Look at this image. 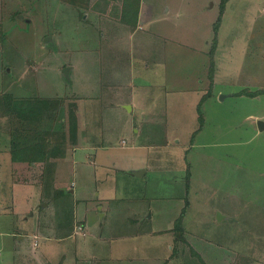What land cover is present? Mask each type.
I'll return each mask as SVG.
<instances>
[{
	"label": "rangeland",
	"instance_id": "374dc122",
	"mask_svg": "<svg viewBox=\"0 0 264 264\" xmlns=\"http://www.w3.org/2000/svg\"><path fill=\"white\" fill-rule=\"evenodd\" d=\"M117 1L106 2V16L90 14L86 18L87 13L75 7H87L90 0L85 1V6L66 0H0V122L11 136V149L12 143L18 146L22 137L24 142H33L48 130L64 132L71 145L78 144L85 134L106 143L107 127L118 162L129 159L130 165L148 157L145 176L131 177L125 170L117 172L118 184L126 186L125 196L147 195L144 203L153 201L159 209L158 227L166 226L163 220L174 216L176 206L183 208L186 204L182 235L174 229L175 221L171 229L175 240L169 259L177 257L173 264H264V128L258 125V120L264 119V93L257 99L236 94L244 88H264V0L228 1L213 57V24L221 0H144V29L133 39L126 36L117 11L123 1ZM149 8L153 16L147 13ZM126 15L132 18L131 9ZM121 40H141L142 46L136 49L135 89L138 93L153 91L152 101L156 92L158 98L154 101L161 100L156 113L149 114L158 120L155 127H144L139 136L133 127L135 113L111 114L105 109L106 98L78 97L102 94L100 78L106 77L105 61L113 56L116 48L112 46ZM125 46L121 68L125 77L133 78L137 60L133 57L135 52ZM212 58L213 86L209 78ZM70 64H74L72 71ZM167 83L169 92L164 85ZM209 89L212 94L202 102L204 123L200 125L197 104ZM9 91L20 95H72L61 97V107L52 112L40 113L37 108L29 114L31 106H23L22 116H32V120H24L4 105ZM171 91L180 92L181 98ZM167 94L176 97L172 99ZM34 96L33 101L39 97ZM78 98L81 113L75 112ZM8 134L0 130V196L4 205L8 191L14 187L8 174L10 155L1 150H9ZM135 142L144 146L126 152ZM39 149L38 157H44L46 148L44 151L42 145ZM18 152V157L27 154L22 149ZM14 161L21 162L18 158ZM23 165L21 162L18 171ZM63 168L65 188L75 190L79 208L83 207L81 201L96 197V192L106 186V175L100 167L98 176L90 166L77 161L70 160ZM28 180L31 185L39 184L38 176ZM18 185L19 189L21 184ZM18 198V208L25 209L21 219L10 221L15 214L0 211V264H13L12 250L22 253L20 259L32 250V236L21 238L22 233L17 231L34 227L38 215L33 210L39 212L43 206L28 209L36 200L34 196ZM118 208L103 221L121 223L124 219ZM121 211L126 212L125 207ZM149 213L150 210L145 217ZM5 215L9 219H2ZM93 216L92 235L101 215ZM156 218H146L143 228L154 225ZM124 225L117 230L119 233L127 230ZM165 240L159 239V256L165 254ZM39 242L36 249L41 253L43 241Z\"/></svg>",
	"mask_w": 264,
	"mask_h": 264
},
{
	"label": "crops",
	"instance_id": "0c3cea01",
	"mask_svg": "<svg viewBox=\"0 0 264 264\" xmlns=\"http://www.w3.org/2000/svg\"><path fill=\"white\" fill-rule=\"evenodd\" d=\"M108 1H112L114 2V4L118 2L117 0H90V3H88L87 7L76 6L75 8L78 9L81 13L83 12L82 10H84L85 12L83 13H87L85 16L86 18H89L90 14L97 16H106V2ZM6 4L7 3H5L4 7H6ZM114 4L113 7L116 8ZM119 5L120 10L117 11H119V14L121 16L123 3H120ZM144 6V0H140L138 21L135 27H132L130 24L124 22L123 26L125 27V31L127 32L126 36L130 39L135 38L137 35L139 36L138 31L140 29H144V25H142V18L145 13ZM151 8H149L147 13H149L150 16H153V10ZM167 9H169V7H167ZM130 41H116V45L112 46L116 49L112 51L113 56L105 61L106 77L100 78L102 94L95 92L93 95L86 94L80 95L78 97H90L94 100H97L99 97L106 98L105 109H109L108 113L111 114L113 112L124 113L127 115H132V113H135L136 116H134L137 117V119L134 121L133 127H136V134H138L139 136L144 127H155L158 120L155 116L149 114L156 113L155 110L159 107V103L161 100L159 101V103L155 102L156 98H158L156 92H154L155 101L150 100L153 99L152 90L151 93H148L144 90H139L142 92L138 93V89H135V87H137L134 83V80H136L135 71L136 65L138 64L136 49L137 47L139 48V46H142V42L140 40V43H138V38L136 42ZM124 44L128 45V48L132 50L133 53L135 52V56L133 57L137 61H135L136 63L134 62L133 64L135 72L132 74L133 78H128V76L125 77L121 68V55L123 53V50H125V48L127 47ZM261 44L262 42L259 43V45ZM70 65L71 66L69 70L72 71V69L74 68V64ZM130 81L133 83L131 84ZM169 84L170 83L164 84L166 86V91L168 92ZM140 86L142 88L141 84ZM9 92L15 97H35L34 95H36L39 97H48L52 99L72 95L70 93L68 95L65 92H54L48 94H35V92L34 94L23 95L15 94L12 91ZM171 92L176 94L177 97L181 98L182 96L180 92ZM142 95L144 96V98H142ZM167 95L168 97H173L172 99L176 97L170 94ZM146 96L147 100L145 99ZM257 96H260V94ZM257 96H255L256 99ZM80 100L81 98L77 99L78 109L76 111L74 110L78 113H81L79 103ZM164 100L166 102V99ZM165 105L170 107V104L168 102H166ZM43 112L47 113L46 111ZM141 114H145L146 118H143V115L141 117ZM0 130H3V132L8 134L6 132V126L3 122H0ZM8 136L9 147L7 148H9V150H5V147L1 150L4 153L10 155L11 165L9 164L8 174L10 176V180L12 179V184L14 185V187L16 185L17 187H13L8 191V194L6 196L7 201L5 205L2 202L3 196H0V211L5 213L6 215L8 213H13L15 214V216L9 219L4 218L6 217L5 215L2 216V219H9L10 221H12L16 217L21 219L20 215H24L25 209L21 210L20 208H18V196L24 197V199H29L30 197L34 196L36 200L34 201V203L29 204L28 209L35 206L36 208H39V204L43 206L41 207L42 209L40 208L39 212L33 210V214L38 215V218L36 220L37 224L34 227L30 226L17 231V233H22L21 238H24L25 235H31L33 238V244L32 250L27 251L28 256H22V259H20V254L22 253L19 250H12L11 256L13 264L174 263V260L177 257H172L169 259L174 251L172 242L174 243L175 240L174 232L171 229L173 228L176 217L181 211V205L176 206L177 209L174 216L163 220V223L166 224L165 227H158L159 209L153 204V201L145 204L143 201V199H147V195L145 194V198L143 197V194L125 196L124 194H126L127 192L125 184H118L117 172L119 170L128 171V175H130L131 177L145 176L149 168L148 157L144 159L142 158V161H133V163L131 162L130 165H128L129 159L127 161L120 160L118 162V159L115 157V145L109 139L106 127V143L96 142L94 137H91L88 134H85L83 139H80L79 143L76 145H71L69 142L67 143L66 140V147L64 149V152H62L61 154L60 152H58L52 155L49 151L46 154V160L37 159L36 161H30L27 158L24 159V157L19 158L18 161L24 162V165L21 167L22 170L18 171L21 162L17 164L13 160L11 149L12 140L9 134ZM19 140H21L22 144L20 145L22 146L31 143L24 142L23 137ZM139 145L144 146V144H142L141 142L140 144H137V142H135L130 145V148H127L129 150H127L126 152H133L137 150ZM79 151L83 152H80V154ZM79 154L81 159H78L77 157ZM99 155L101 158V162L99 161ZM70 160L77 161V163L81 162L83 164H86L87 166H90L92 172L97 176L99 175L98 169L100 167L106 175V186H104L100 191L96 192V197L87 198L81 201L83 205V207L81 206V208H79V198H76L74 196L75 190H71L72 192H70L65 188L66 182H64V177L66 175L64 174L63 167H65L66 163L70 162ZM46 166H48L49 168H46ZM141 170H143L142 174H138L137 172ZM20 174H22L23 177ZM34 176H38L39 178V184L37 185H35V183H33L32 185L29 184L31 180L28 179ZM19 177H22V180ZM19 183L22 187L20 186V188L18 189ZM131 192H133V190H131ZM156 197L158 196H155V198ZM116 207H120L118 208V211L123 215L124 220H121V223L112 220L109 223L107 222V220L106 222L103 221V219L105 217H108ZM122 207H125L126 212L121 211ZM149 210L150 213L147 215V217H145L146 213ZM79 212H81V216L79 215ZM93 215H95L96 218L99 215H101V217L98 218V229L96 233L92 235L90 231L95 226L92 223L94 217ZM154 217L158 218L155 219L154 225H152L150 228H143V223L145 222L146 218H150L149 220H152ZM123 224L126 225L124 226L127 228V230L119 233L117 230ZM101 225H105L106 228L101 227ZM100 228L103 230L106 229V231L100 230L98 232ZM21 231H24L25 233ZM8 232L9 231H6V233ZM0 234L2 235V232H0ZM160 237L166 238V247L163 249V252H165V254L162 256H159V253L157 252ZM41 240L43 241V249L40 253L36 249V246H39V241ZM154 250L156 251L154 252ZM28 257H32L33 259H28Z\"/></svg>",
	"mask_w": 264,
	"mask_h": 264
},
{
	"label": "trees",
	"instance_id": "16d2710c",
	"mask_svg": "<svg viewBox=\"0 0 264 264\" xmlns=\"http://www.w3.org/2000/svg\"><path fill=\"white\" fill-rule=\"evenodd\" d=\"M66 1H70L73 2L75 4H77L78 6H85L87 5V3H85L86 0H66ZM229 0H221L220 4H219V14H218V18L215 20L213 27H214V37L212 39V47H211V51L210 54L213 57L217 44H218V33H219V27L222 21V17H223V13L225 11L226 5L228 3ZM139 3L140 0H123V5H122V15H121V20L123 22H126L128 24H130L132 27H135L137 25V21H138V11H139ZM131 9L133 15L131 16L132 18L128 19L127 18V12L128 10ZM214 77H215V60L214 58H212L211 60V64H210V69H209V78H210V85L213 86L214 84ZM264 93V88H259L256 90H251L248 88H244L239 90L238 92H236V94L238 95H248V96H257L259 94H263ZM212 94V90L209 89L205 94H203L197 104V110H198V117H199V121H200V125H203L204 123V114H203V110H202V102L203 100L210 96ZM10 95L8 97V100H4V105L6 106L7 110L9 112L15 113L18 112L19 114L25 113H21V110L23 109V106L28 107L29 105L31 106L30 108L28 107V110L31 114L30 110L33 111H37V108L40 109V113H42L44 110L46 112H52V111H56L58 110L61 105H62V99L63 98H57V99H52V98H48V97H37L35 101H33L32 97H15L14 95L8 94ZM57 101V102H56ZM36 103V104H35ZM40 106L42 108H40ZM7 111V112H8ZM23 111V110H22ZM8 112V115L10 114ZM27 113V112H26ZM24 118V120H32V116L30 118V116H22ZM22 118V119H23ZM35 119V118H34ZM20 143L17 146L15 142L12 143V157L13 160L15 158H21L24 157V159H28L30 161H36L37 159H44L46 160V155L49 151L51 152L52 155H54L55 153L58 152H63V147L65 149L66 147V137H65V133L62 131H52V130H48L44 133V136H41L40 138H38L37 140L31 142L30 144L27 145H20L22 144L21 140H19ZM42 145H44V151L46 148V153L44 154V157H38L40 155V149L39 147H41ZM39 146V147H38ZM22 149L23 151H25L27 154H23L21 157H18V151ZM31 152H35L36 154L38 153V155H33ZM185 211H186V204L184 205V207L182 208L180 214L178 215V217L175 219V226L174 229L177 230V232L179 233V235H182L183 232V218L185 217ZM174 230V231H175Z\"/></svg>",
	"mask_w": 264,
	"mask_h": 264
},
{
	"label": "water",
	"instance_id": "95a60500",
	"mask_svg": "<svg viewBox=\"0 0 264 264\" xmlns=\"http://www.w3.org/2000/svg\"><path fill=\"white\" fill-rule=\"evenodd\" d=\"M258 125H259V128L260 129H263L264 128V119H259L258 120ZM143 170L137 172L138 174H142Z\"/></svg>",
	"mask_w": 264,
	"mask_h": 264
}]
</instances>
